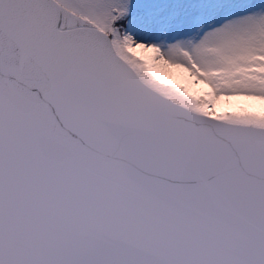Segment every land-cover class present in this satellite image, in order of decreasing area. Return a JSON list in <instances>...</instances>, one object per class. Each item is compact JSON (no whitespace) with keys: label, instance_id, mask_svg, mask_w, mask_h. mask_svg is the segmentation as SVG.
Segmentation results:
<instances>
[{"label":"snow or ice","instance_id":"1","mask_svg":"<svg viewBox=\"0 0 264 264\" xmlns=\"http://www.w3.org/2000/svg\"><path fill=\"white\" fill-rule=\"evenodd\" d=\"M0 264H264V0H0Z\"/></svg>","mask_w":264,"mask_h":264},{"label":"rangeland","instance_id":"2","mask_svg":"<svg viewBox=\"0 0 264 264\" xmlns=\"http://www.w3.org/2000/svg\"><path fill=\"white\" fill-rule=\"evenodd\" d=\"M173 71L175 72V71H178V70H173ZM184 75L186 76V74H184ZM177 82L184 83L185 86L188 87L189 90L192 91L193 93H198L203 88L202 85H199L198 83L193 82L190 79L180 80V81H177Z\"/></svg>","mask_w":264,"mask_h":264}]
</instances>
